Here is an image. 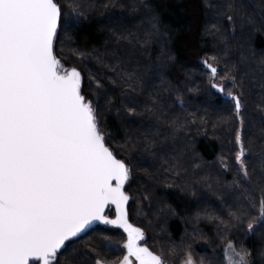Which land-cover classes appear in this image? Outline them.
Returning a JSON list of instances; mask_svg holds the SVG:
<instances>
[{
  "label": "snow or ice",
  "instance_id": "snow-or-ice-1",
  "mask_svg": "<svg viewBox=\"0 0 264 264\" xmlns=\"http://www.w3.org/2000/svg\"><path fill=\"white\" fill-rule=\"evenodd\" d=\"M97 7L107 13L116 5L85 4L84 0H0V264H61L62 250L68 253L65 264H80L81 254L91 264H113L95 248L72 247L74 238L95 222L118 227L126 234L125 254L115 264H167L165 255L144 243V229L129 222L128 205L133 196L126 188L138 171L130 161L147 165L143 169L146 176L152 175L149 169L159 162L174 185L181 178L180 162L187 156L181 137L190 144L188 129L206 127L209 118L207 113L198 117L188 112L180 89L166 78L165 71L175 58L161 49L157 60L151 59L149 48L159 42L160 35V20L155 15L142 35L131 28L115 30L123 27V9L113 25L115 43L142 50L133 56L146 57L148 67L142 68L137 61L130 69L118 52L113 53L112 63L105 65L106 74L89 70L86 90L84 72L76 66L65 67L63 46L75 43L74 32L88 18L86 10ZM204 7L205 34L225 47L238 37L241 46L248 45L253 35L264 30V0L259 4L253 0H204ZM69 50L81 62L89 58L79 47ZM103 59L96 57L98 63ZM201 63L209 74L208 87L228 97L233 106L227 121L235 118L240 125L232 158L236 174L227 187L240 192L241 198L227 210V219L210 215L208 208L198 212L197 219L203 214L225 234L235 230L255 235L257 228L264 227V195L259 199L258 215L253 217L256 198L245 185L264 193V127L247 135L242 112L245 80L249 76L255 80L256 75L237 65L221 68V58L215 55ZM239 63L246 66L249 58L242 56ZM258 70L264 80V59ZM260 88L264 90V83ZM118 89L120 96L114 98ZM115 106L128 123H138L142 129L138 135L126 134L119 148L112 146L109 137L113 133L104 130L102 116ZM176 106L183 112L177 113ZM257 108L264 111V94ZM225 122L221 117L217 125ZM132 152L139 155H124ZM218 163L221 170H231L223 156ZM209 180L206 177L204 184L211 189ZM182 190L195 196L191 185ZM153 195L151 188L142 194L149 207ZM109 206H115L114 219L105 215ZM104 247L113 248L110 238H104ZM191 249L192 243L184 244L180 251L169 245L167 252L182 257L181 264H205ZM223 254L225 264H253V250L243 243L237 247L229 240Z\"/></svg>",
  "mask_w": 264,
  "mask_h": 264
},
{
  "label": "trees",
  "instance_id": "trees-1",
  "mask_svg": "<svg viewBox=\"0 0 264 264\" xmlns=\"http://www.w3.org/2000/svg\"><path fill=\"white\" fill-rule=\"evenodd\" d=\"M84 3L116 5L107 13L103 7L86 10L88 18L74 32L75 43L63 46L65 67L76 66L84 72L86 90L89 70L93 74H106L105 65L112 63L113 53L118 52L130 69L135 68L137 61L141 62L142 68L148 67L145 63L146 57L133 56L134 52L142 50L124 42L115 43L113 25L119 19L117 14L123 9V27L115 30L122 32L124 28H131L139 30L142 35L144 30L149 28L150 17L155 15L160 20V35L159 42L149 48L151 59L156 61L161 49L175 58L165 71L166 78L171 81L172 87L180 89L188 112L197 113L198 117H203L207 113L209 118L206 127L192 126L188 129L190 144H186L185 138L181 137V148H186L187 156L180 162L181 178L174 185L171 184V174L166 173L159 162L155 168L149 169L152 175L146 176L143 169L147 165L138 164L135 159L130 161L138 171L134 174L131 186L126 188L133 196L128 205L129 220L144 229L146 235L144 243L151 250L165 255L167 264H181L182 260V257L174 258L169 255L168 246L172 245L180 251L187 243H192L191 251L194 256L197 259L204 258L205 264L209 261L211 264H224L221 248L224 243L231 240L237 247L243 243L245 247L253 250V264H264V227L257 228L255 235H245L242 231L235 230L225 234L218 228L217 222L204 217L203 214L197 219V213L204 208L210 210V215L227 219V210L241 198L240 192H233L227 187L236 174L237 166L232 158L235 152L234 137L240 125L235 118L227 121V118L233 115V106L228 97L208 87L209 74L205 72L201 62L215 55L221 58V68L230 69L237 65L242 67L243 71L255 73V80L252 76L245 80L243 89L245 107L242 115L246 134L251 136L258 133L259 129L264 127V111L257 108L261 103V95L264 94V90L260 88L264 80L259 78L258 70L259 62L264 59V30L253 35L248 45L241 46L242 38L238 37L237 40H230L225 47L204 32L207 21L204 0H84ZM253 3L259 4L260 0H253ZM57 47L59 51L61 46ZM70 47H79L89 58L81 62L71 54ZM97 56L104 58L103 63L97 62ZM242 56L249 58L248 65H240ZM153 83L159 84V80ZM197 88L199 91H190ZM226 89L230 90L231 85H226ZM112 95L119 98L120 90ZM117 108L118 106H115L111 112L102 113L106 121L104 130L113 133L109 140L115 148L124 143L126 134L138 135L142 131L138 123L130 124L122 114H118ZM175 111L182 113L183 109L176 106ZM221 117L225 118L226 122L217 125ZM259 143L257 141V150ZM124 155L136 157L139 153ZM222 156L229 162L230 171L221 170L218 160ZM196 165L200 167L197 168ZM206 177L210 178L211 189L204 184ZM185 185L193 187L195 196L191 191L182 190ZM245 187H248L249 193L256 198L257 211L252 212L254 217L258 215L259 199L264 193L259 188L253 189L248 185ZM149 188L154 193L151 207L147 201L142 200V194ZM220 197L224 199L221 200ZM173 210L175 214H172ZM107 212L113 214V210ZM193 236L196 237L194 242ZM105 237L111 239L113 248L104 247ZM124 239L121 230L97 224L75 238L72 247L95 248L104 252L107 259L115 264L124 252L122 247ZM161 245L164 246L163 250ZM67 255L68 253L62 250L61 264H65ZM78 260L80 264H91L89 258L83 254Z\"/></svg>",
  "mask_w": 264,
  "mask_h": 264
},
{
  "label": "water",
  "instance_id": "water-1",
  "mask_svg": "<svg viewBox=\"0 0 264 264\" xmlns=\"http://www.w3.org/2000/svg\"><path fill=\"white\" fill-rule=\"evenodd\" d=\"M109 210H113V214L112 215H109V213L107 212V211H109ZM105 215L109 218V219H114L115 218V215H116V210H115V206H109L108 208H106L105 209ZM129 222L130 223H132L130 220H129ZM97 224H100V225H106V224H104V223H102V222H95V223H93L92 225H90L89 226V228L87 229V230H89L91 227H93V226H95V225H97ZM133 224V223H132ZM134 226H136L135 224H133ZM107 226H110V227H113V228H116V229H119V230H121L122 232H123V230L122 229H120V228H118V227H115V226H112V225H107ZM136 227H138V226H136ZM86 230V231H87ZM85 231V232H86ZM124 233V232H123ZM83 233H81L80 235H82ZM125 234V233H124ZM125 237H126V234H125ZM75 239V238H74ZM125 240H126V238H125Z\"/></svg>",
  "mask_w": 264,
  "mask_h": 264
},
{
  "label": "rangeland",
  "instance_id": "rangeland-1",
  "mask_svg": "<svg viewBox=\"0 0 264 264\" xmlns=\"http://www.w3.org/2000/svg\"><path fill=\"white\" fill-rule=\"evenodd\" d=\"M110 215V214H109ZM124 236H125V234H124ZM126 238V237H125ZM231 241V240H230ZM124 242H125V239H124ZM124 242H123V244H124ZM228 242V241H227ZM227 242L226 243H224L223 244V246H222V248H221V254H222V259H223V261H224V264H225V257H224V254H223V252H224V247H225V245L227 244ZM233 242V241H232ZM125 254V250H124V252H123V254H122V257H123V255ZM121 257V258H122Z\"/></svg>",
  "mask_w": 264,
  "mask_h": 264
}]
</instances>
